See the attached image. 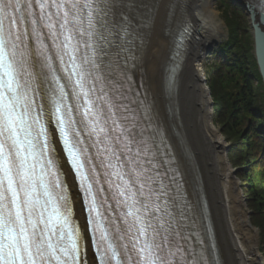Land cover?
Instances as JSON below:
<instances>
[{"label": "snow or ice", "instance_id": "obj_1", "mask_svg": "<svg viewBox=\"0 0 264 264\" xmlns=\"http://www.w3.org/2000/svg\"><path fill=\"white\" fill-rule=\"evenodd\" d=\"M184 8L0 0V264H219L191 173L131 75L129 45L159 27L171 95Z\"/></svg>", "mask_w": 264, "mask_h": 264}, {"label": "bare ground", "instance_id": "obj_2", "mask_svg": "<svg viewBox=\"0 0 264 264\" xmlns=\"http://www.w3.org/2000/svg\"><path fill=\"white\" fill-rule=\"evenodd\" d=\"M183 2L184 15L193 32L183 51L170 99L164 91L172 40L159 27L144 34L134 72L140 79L143 77L162 122L166 126L169 119L179 143L182 142L183 157L194 166L197 184L193 185L199 188L206 203L219 264H264L259 234L243 210V196L228 158V145L214 122L208 91L197 80L205 77L207 53L225 36V24L217 0ZM188 186L192 192V186Z\"/></svg>", "mask_w": 264, "mask_h": 264}, {"label": "trees", "instance_id": "obj_3", "mask_svg": "<svg viewBox=\"0 0 264 264\" xmlns=\"http://www.w3.org/2000/svg\"><path fill=\"white\" fill-rule=\"evenodd\" d=\"M229 6L234 4L227 0ZM241 11H225V56L206 74L213 119L229 142L228 158L242 186L252 225L260 231L264 258V85L254 55L252 33L245 32Z\"/></svg>", "mask_w": 264, "mask_h": 264}, {"label": "rangeland", "instance_id": "obj_4", "mask_svg": "<svg viewBox=\"0 0 264 264\" xmlns=\"http://www.w3.org/2000/svg\"><path fill=\"white\" fill-rule=\"evenodd\" d=\"M231 1L234 4L233 6L238 7L241 10L239 12H240V16H242V20H243V23L245 25V27H244L245 29L244 30H245L246 34L247 33H252V29H251V26H250V16H249L247 10L244 9L243 7H241L240 5H237L234 0H231ZM242 4L244 5L245 3H242ZM217 5H218V8L220 10V16L223 19L224 24H225V11H226L227 8H229L231 10L233 6L230 7L229 3L227 2V0H217ZM227 38H228V30H227V27H226V24H225V36L222 38V40L220 41L219 44H217L215 47H213L212 50H210L207 53V56H206V59H205V62H204L205 76H206L207 72L211 69V66H212V64L215 61L221 62L222 60H224L225 56L220 53V48H221V45L226 41ZM166 116L168 117L167 113H166ZM166 127L168 129V132L170 134H172L171 133L172 126H171V124L169 122V119H167V121H166ZM218 128L220 129V127H218ZM220 132L222 134L221 129H220ZM222 136L224 137L223 134H222ZM171 140L175 144L176 149L178 150V152L181 153V149L179 147V140L177 138L173 137V136H172ZM224 140L226 141L227 145H230L229 142L225 139V137H224ZM227 153H228V150H227ZM179 156L181 157V162L184 165V167L188 169V164H187L186 159L181 154ZM232 169L235 171L234 172L235 173V178H236V180H237V182L239 184L240 191H241L242 196H243V204H242L243 205V210L245 211L247 217L249 218V220L251 222L250 211L248 210L247 201H246V198H245L243 190H242L241 182H240L239 178L237 177V170L234 169L233 167H232ZM190 181H191V177L189 176V185H190ZM251 225H252V222H251ZM252 226H253L254 229H256V231L259 234V247H260L261 246V244H260V239H261L260 238V231H259V229L256 226H254V225H252ZM262 257H263V255H262Z\"/></svg>", "mask_w": 264, "mask_h": 264}, {"label": "water", "instance_id": "obj_5", "mask_svg": "<svg viewBox=\"0 0 264 264\" xmlns=\"http://www.w3.org/2000/svg\"><path fill=\"white\" fill-rule=\"evenodd\" d=\"M234 1L237 5H240L241 7L246 9L249 16H250V26L252 29V35H253V41H254V55H255L258 70H259V73L262 77V81H263V85H264V49H262L260 41L257 37V33L259 31H264V18H262L261 15L256 16L254 14L253 10L249 7V5H247V4L243 5L239 0H234ZM182 59H183V55L179 58V61H178L179 67L177 68V70L175 72V85H176V82L178 81V75H179V72L181 69ZM173 62H174V59L172 62H170V64H169L170 66L167 67V72L169 71L170 67L173 65ZM167 76H168V74H167ZM167 76L165 79V91L164 92L166 93V97L170 99L172 93H171V95H169L168 88H167ZM198 79L206 87V89L208 91V95L210 98V105H211V109H212V113H213V100H212L210 89L207 85L206 76L204 78L203 77H201V78L197 77V80ZM191 88H193V86H191ZM227 148H229V145Z\"/></svg>", "mask_w": 264, "mask_h": 264}]
</instances>
